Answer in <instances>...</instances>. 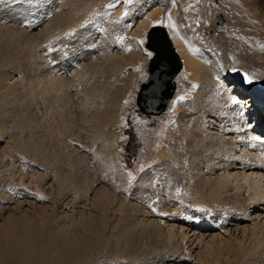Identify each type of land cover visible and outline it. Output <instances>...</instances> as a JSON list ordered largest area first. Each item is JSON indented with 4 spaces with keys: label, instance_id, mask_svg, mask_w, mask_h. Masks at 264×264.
<instances>
[{
    "label": "rangeland",
    "instance_id": "1",
    "mask_svg": "<svg viewBox=\"0 0 264 264\" xmlns=\"http://www.w3.org/2000/svg\"><path fill=\"white\" fill-rule=\"evenodd\" d=\"M155 25L205 52L209 72L264 92V0H0V264H264V229L238 243L186 236L190 225L231 224L256 190L218 166L224 151L194 129L204 100L187 126L182 110L214 86L188 73L178 46L175 100L126 163L125 116L147 78Z\"/></svg>",
    "mask_w": 264,
    "mask_h": 264
},
{
    "label": "bare ground",
    "instance_id": "2",
    "mask_svg": "<svg viewBox=\"0 0 264 264\" xmlns=\"http://www.w3.org/2000/svg\"><path fill=\"white\" fill-rule=\"evenodd\" d=\"M140 21H142V20H140ZM58 27L59 26H57V28ZM49 29H50V27H49ZM50 30L55 32V27L53 26L52 29H50ZM175 32L176 31H173V33H171L172 34L171 39H172V42L174 44V47L176 48L178 46L179 50H181V52L185 56L186 62L188 65V73H196V75H198L200 73L198 75V78H197V81L200 84L202 82L204 84L210 82V83H213L212 86H214L210 91H207L202 86V89L205 91V94H206L205 98L203 95V91L201 90L199 92L200 97L195 101L196 107H193V109H191L192 108L191 107L188 109L186 108L187 110L186 109L182 110L181 114L183 115V118H184V116L189 117L188 118L189 122H188L187 126L190 129H192L191 123L193 120H195V118L193 116L195 114L194 110L197 108V104L200 102V100H204L205 104L203 103L204 105L202 106V112H204V113H202L203 115L201 117L196 119L197 121L201 122V125H199V124L195 125L194 129H197L196 127H198L199 129H203L204 130L203 134L205 137V138L203 137L204 141L206 140L207 142L208 141L214 142L217 144L219 152H220V150L224 151V153H223L224 157H223V159H219L218 166L229 167V168L226 167L228 170L227 172L234 177H237V176L243 177L244 180L249 179L250 181H252V185L256 190V192H255L256 194H251L250 198L248 197L250 199L249 200L250 203H249L248 207L246 208V212L241 214V216L239 215L237 217H234V219L232 218L234 221L231 222V224L224 226V225H222L224 223L221 221V218H219V219H216L213 222H210L208 224H205V223L200 224L199 225L200 227L196 226L197 228H195L193 225H190L187 228L186 236L189 238L191 243H194V245L195 244L197 245L198 240L202 241V239H207L210 241L211 239L215 238L216 236H219V234H221V233H223V234L227 233V236L231 235V236L235 237V239L233 238L234 242L236 241V238L241 239L243 241L244 239H247L248 237L251 238V236H250L251 234H252V236H254L253 233H255L256 230L264 229V92L249 89L243 83L239 82V80L234 75L230 74L228 71L225 72V71H222L219 69L218 70L214 69V71H213L212 67H211V69H209V70H212L213 72H211V71L209 72L207 66L205 67V65H204V64L207 65L206 62L209 61L207 59V54L205 52H203V54L198 55L197 53L194 52V50L192 51L191 48H190L191 49L190 50L188 47L185 46V43L182 40L181 36L178 34V31L176 32L177 36L175 35ZM179 50L177 49L178 52H179ZM200 84H199V86H200ZM209 86H211V85H209ZM184 105H185V103L182 101L181 104L176 105V108L177 109L183 108V107H185ZM178 110H180V109H178ZM181 120L187 121V119H182V118H181ZM207 138H209V139H207ZM226 162H229L228 165ZM225 173H223V174L225 175ZM145 178H146V174H143V176L140 178L142 180V182H144V183H142L139 179V182H141L143 185L147 181L150 180V179L146 180ZM219 178H220V176H219ZM143 179L146 181H144ZM256 186H258L260 190H257ZM138 194H139V192H138ZM248 198H247V201H248ZM200 229H204L205 233H202L200 231ZM218 229H219V232H217ZM94 233L95 234L93 236H90V237L84 235V236L77 237L76 238L77 240L74 238L76 240V242H74V241L73 242L75 244H77L79 242L80 246H81L82 245L81 243H83L85 241H87V243H88V241H93L96 237H98L96 232H94ZM32 237L30 239L31 242L33 239ZM36 237H37V235H36ZM26 238L28 239V237H26ZM227 238H229V237H227ZM59 240H60V238L56 241H59ZM63 240L61 239L60 242H62ZM207 240H206V242H208ZM29 242L30 241L28 239L26 241L27 246L30 245ZM35 242H37V241H34V244H35ZM51 242L52 243L49 242L50 244L49 243L48 244L51 245L54 243L52 240H51ZM66 242L67 241H65V243ZM46 243L47 242H45V244ZM55 243H57V242H55ZM70 243H72V242H70ZM235 243H238V242H235ZM45 244H43V245H45ZM48 244H46V245H48ZM60 244H62V243H60ZM31 245H33V242ZM49 245H48V247H49ZM53 245H55V244H53ZM57 245H59V242ZM42 246H40V243H39V245H37V250H39V248ZM52 246H50V247H52ZM69 246H73V245H69ZM78 246H79V244H78ZM43 247H45L47 249V246H43ZM57 247H60V245ZM63 247H64V250L69 249L64 244H63ZM73 247H75V246H73ZM83 247H84V244H83ZM65 248H67V249H65ZM79 248H81V247H79ZM53 249L55 250V247H52V249H50V250H53ZM59 249H63V248L60 247ZM75 249H77V248H75ZM85 249H87V247H85ZM43 250L44 249H42L40 251H43ZM47 252H48L47 254H50L49 251H47ZM56 252H57V250L55 252H53V254L58 255V253H56ZM59 252H60V254L62 252V255H63V251L59 250ZM67 252H71V251L67 250ZM84 252H86V251H84ZM82 253H83V251H82ZM30 254H31V252H30ZM37 254L38 253H36V255ZM65 254L66 253H64V255ZM72 254H74V252ZM42 255H43V257H45V254H42ZM53 257H54V255H53ZM67 257H68V255H67ZM84 257H86V256H84ZM45 258L46 259L49 258L48 255ZM62 258H65V257L63 256ZM62 258H61V260H63ZM82 258H83V256H82ZM38 259H40V258H38ZM42 259L43 258H41L40 260H42ZM59 259H60V256H59ZM69 259H71V257ZM73 259H74V257H73ZM73 259H71L73 262L79 263V261L77 262ZM80 259H81V257H80ZM66 261H68V260H66ZM49 262H52V261H49ZM70 262L68 264H70ZM52 264H53V262H52ZM63 264H65V263H63Z\"/></svg>",
    "mask_w": 264,
    "mask_h": 264
},
{
    "label": "water",
    "instance_id": "3",
    "mask_svg": "<svg viewBox=\"0 0 264 264\" xmlns=\"http://www.w3.org/2000/svg\"><path fill=\"white\" fill-rule=\"evenodd\" d=\"M220 21L225 19L220 15ZM146 47L153 53L149 60L150 80L146 84L151 97L152 109L161 113L166 109L177 89L175 78L184 68L183 59L171 39L168 29L163 25L151 27L147 36Z\"/></svg>",
    "mask_w": 264,
    "mask_h": 264
},
{
    "label": "flooded vegetation",
    "instance_id": "4",
    "mask_svg": "<svg viewBox=\"0 0 264 264\" xmlns=\"http://www.w3.org/2000/svg\"><path fill=\"white\" fill-rule=\"evenodd\" d=\"M150 76L151 73L148 62L147 78L139 83L137 90L135 91V103L128 109L125 116L126 126L124 133L126 138L124 143V155L126 163L131 167H134L136 159L145 147L146 140L153 134L154 131L160 129L161 122L170 111V107L172 106L177 94L176 89L174 97L170 102H168L166 109L157 114L152 109V105L150 103V100L152 99L147 93L148 89L146 84L149 82ZM177 77L175 78L176 82Z\"/></svg>",
    "mask_w": 264,
    "mask_h": 264
},
{
    "label": "snow or ice",
    "instance_id": "5",
    "mask_svg": "<svg viewBox=\"0 0 264 264\" xmlns=\"http://www.w3.org/2000/svg\"><path fill=\"white\" fill-rule=\"evenodd\" d=\"M248 82H251V81H248ZM181 99H183V98H181Z\"/></svg>",
    "mask_w": 264,
    "mask_h": 264
}]
</instances>
